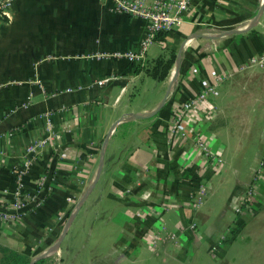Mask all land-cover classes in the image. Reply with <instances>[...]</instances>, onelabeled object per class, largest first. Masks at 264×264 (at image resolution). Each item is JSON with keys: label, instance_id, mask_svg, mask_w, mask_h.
Listing matches in <instances>:
<instances>
[{"label": "crops", "instance_id": "0c3cea01", "mask_svg": "<svg viewBox=\"0 0 264 264\" xmlns=\"http://www.w3.org/2000/svg\"><path fill=\"white\" fill-rule=\"evenodd\" d=\"M262 1L190 0L173 31L155 35L140 58H129L127 53L140 55L149 21L116 12L112 0H13L0 16V207L10 198L3 190L13 187L28 157L34 160L27 188L37 187L43 174L47 181L42 204L16 221L0 220V244L41 254L57 241L94 178L106 134L122 119L110 133L100 176L61 249L79 253L89 245L102 264H132L136 255L145 264L182 260L191 249L195 264L204 258L202 251L209 255L212 242L221 244L228 235L218 258L235 264L240 254L229 247L232 239L239 237L241 244L248 237L253 216L236 209L257 170L263 181L255 209L264 207V119H259L264 108L252 111L249 103L248 114L233 121L221 103L237 98L230 84L237 73L264 56V9L247 28ZM179 51L163 107L148 119H130V113L159 104ZM171 53L173 66L159 81L152 70ZM195 100L202 110L181 127L200 137L207 151L201 154L191 140L179 144L169 129L174 113ZM207 103L215 108L210 118ZM217 159L223 165L216 172ZM189 170L201 178L193 202ZM195 218L192 231L188 224Z\"/></svg>", "mask_w": 264, "mask_h": 264}, {"label": "built area", "instance_id": "2783aa9c", "mask_svg": "<svg viewBox=\"0 0 264 264\" xmlns=\"http://www.w3.org/2000/svg\"><path fill=\"white\" fill-rule=\"evenodd\" d=\"M12 2L13 0H0V16L7 13L6 10L9 9ZM112 2L114 3L116 12L134 17H143L149 21L148 28L142 41L140 55L127 53L126 55L129 58H140L146 46L155 35L173 31L180 24L182 16L190 7V0H112ZM101 82L102 81L99 83ZM206 106L204 111L210 118V116L214 114L215 108L210 103H207ZM200 110L202 109L199 107V102L197 100L190 101L174 113L169 125L170 132L179 140V144L191 140L193 145H196V148H194V146L192 147L197 154L207 152L204 143L199 141L200 137L198 135L190 136L181 125L183 121L189 120L192 114L199 113ZM33 151H35V145L29 147L28 153ZM33 160V156L28 157L24 166L18 171L13 187L10 190L6 188L3 190V193L10 195V198L4 200L1 204V221H16L26 210L42 204L44 199L43 189L45 188L44 184H46L47 176L45 174L41 175L36 181L37 187L32 190L27 188L25 182V176L29 168L33 165ZM221 161V159L214 161L212 165L214 171H219ZM260 166H264V150L260 158ZM185 168L186 166L184 169ZM260 181L263 180L259 170H257L250 189L245 196L242 197L241 206L236 209L239 214L251 216L256 211L255 204L257 203L260 192L257 185L260 184ZM193 199L194 198L191 199V202H193ZM188 228L195 231L194 220L190 219ZM212 248L214 249L213 253L216 254L215 251L218 250L219 247L215 245ZM214 254L213 256H216Z\"/></svg>", "mask_w": 264, "mask_h": 264}, {"label": "rangeland", "instance_id": "374dc122", "mask_svg": "<svg viewBox=\"0 0 264 264\" xmlns=\"http://www.w3.org/2000/svg\"><path fill=\"white\" fill-rule=\"evenodd\" d=\"M230 84L231 87H233V90L236 93L237 98L231 101L223 100L221 104L222 107L225 108V111L228 110L231 113V115H233V121L235 119V116H237V114L239 115L241 114L245 116L248 114L246 105L249 103L252 104L250 109L252 111L254 110V108L255 110H259V109L261 110L262 108H264V56L260 57L257 60V62H251V64H249L241 72L237 73L235 81L230 82ZM262 113L264 114V111ZM259 119L261 121L264 119V117L260 115ZM230 121H231V117H230ZM248 133L249 136H247ZM256 133L257 131L253 133L254 138ZM243 134H245L246 135L245 138H249L250 141L255 140L252 139L251 132L243 131ZM257 138H258V133H257ZM253 145L254 143L249 145V147L247 146L244 149V153L246 154L247 152L246 150H249L250 152L251 149H253ZM256 153L257 151L254 154L256 155ZM254 154L251 156H254ZM221 165H223V161H221ZM255 173L253 172L251 173V181L244 190L243 193L244 196L247 193V191L250 189L254 181ZM263 209L262 210L255 209L257 211L253 213V216L251 215L252 218H250L251 216L249 217L253 222L250 220L251 227L249 228V232H248L249 234H247L248 237H246V239H243L241 244L240 243L236 244L240 240L239 237L237 238V242L234 241V239H232L233 245H231V248L229 247V249L233 250L231 252H237L240 254V255L237 254L239 256L235 259V264H264V213L262 214ZM217 218L219 219L218 216ZM194 223L197 225L196 218L194 220ZM226 237L224 236V238L221 239L220 241L221 244H223V242L227 239ZM216 242L217 241L212 242L209 245V252H210L209 255H207V253H204V251H202L201 254L204 256V258L200 257L199 259H196L198 261L195 262V264H226L224 260H222V262L219 260L218 258L219 251L216 250L215 251L216 254L213 253L214 252V249L212 248L213 246L217 245L218 247H221L220 246L221 244ZM136 245L134 244L131 245L133 250L134 248H136ZM5 248L8 247H5L2 244H0V264H13L12 259H10L11 255L8 254V251H5L6 250ZM179 249L180 248L176 249L175 251L177 253L175 255L176 256L178 255V257L180 254ZM185 252H186L184 255L185 258L183 257L182 260L170 258V260H165L164 262L157 261V263L155 264H191L192 251L191 249H186ZM27 254L29 256V258L27 259H29L30 262L36 256L40 255V253H37V251L36 253L34 251H31ZM92 254L93 253L91 250V246L89 245H87L79 253H74L73 251H71L68 254H66L61 249V247H59L57 250L50 252L44 258L47 259L46 260L47 264H102V262L97 263V261L94 258L95 255ZM213 254L216 256H213ZM176 256L175 258H177ZM144 262L145 261L141 257H139V255L138 256L136 255V257L133 258L132 264H145Z\"/></svg>", "mask_w": 264, "mask_h": 264}, {"label": "water", "instance_id": "95a60500", "mask_svg": "<svg viewBox=\"0 0 264 264\" xmlns=\"http://www.w3.org/2000/svg\"><path fill=\"white\" fill-rule=\"evenodd\" d=\"M263 9H264V0L260 4V7H259V10H258L257 16L255 17V19L252 21V23H250V25L247 28H250L251 26H253L258 21L260 15L263 12ZM232 31H235V30H232ZM224 34H226V33H222V34H218V35H211L210 37L211 38H215V37L218 38V37H220V36H222ZM180 56H181V51H179L177 53L176 62H175V69H174V72L172 74V77H171V79L169 81L168 89L166 90V92L164 94V97L161 99V101L159 102V104L156 107H154L153 109H151L150 111H148V112H143V113H130L129 114L130 119H133V120H136V119H148V118L154 116L163 107V105L165 104L166 99H167V97H168V95L170 93L172 84L175 81L176 74H177V70H178V66H179ZM121 120L122 119H118L117 121H115L111 125L108 133L106 134V136H105V138H104V140L102 142V146H101V150H100L99 163H98V167H97V170L95 172L94 178L92 179V181L89 184L88 188L86 189L85 193L82 195V197L77 202L76 207L69 214L68 219L66 220V222L64 224V227H63V230H62L60 236L58 237L57 241L51 247H49L46 251H44L40 255L36 256L34 259H32V261L29 264H33L35 261L40 260V259L46 257L50 252L55 251V250H57L60 247L61 241H62L63 237L65 236V234H66V232L68 230V227H69L71 221L75 217V215L78 212V210L80 209L83 201L87 198L88 194L90 193V191L92 190L93 186L97 182V179L100 176L101 169H102V165H103V160H104V155H105V150H106V146H107V142H108L110 133L113 130V128L115 127V125L117 123H119Z\"/></svg>", "mask_w": 264, "mask_h": 264}, {"label": "trees", "instance_id": "16d2710c", "mask_svg": "<svg viewBox=\"0 0 264 264\" xmlns=\"http://www.w3.org/2000/svg\"><path fill=\"white\" fill-rule=\"evenodd\" d=\"M165 33H160V36L163 37ZM175 60V54L171 53L170 56L166 59L161 58L158 59L156 61V64L152 70V76L154 78H156L157 80L161 81L163 79H165V77H167V75L169 74L170 69L173 66ZM190 177V181H192V190L190 189V193L188 196V199L191 200L193 198V196L198 192V186L200 183V176L198 175V173L192 172V171H188ZM5 251H8V254L11 255L10 259H12L13 264H29L30 260L27 259L29 258L28 254L25 253H21L17 250H13V249H9V248H5ZM46 258L40 259L35 261L33 264H47L46 263Z\"/></svg>", "mask_w": 264, "mask_h": 264}]
</instances>
